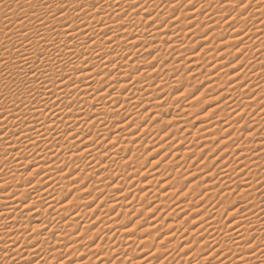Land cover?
Instances as JSON below:
<instances>
[{
    "label": "bare ground",
    "instance_id": "bare-ground-1",
    "mask_svg": "<svg viewBox=\"0 0 264 264\" xmlns=\"http://www.w3.org/2000/svg\"><path fill=\"white\" fill-rule=\"evenodd\" d=\"M54 1H56L55 4L53 3ZM160 1L161 0H88L89 3L87 2L88 4H84L86 6L81 7V3L83 2V0H0V94L3 92L2 91V84H5L6 87L8 86L9 89L11 88L10 93H12V90L14 91L13 94L7 93L8 94L7 97L2 98L0 96V264H5V263L7 264V262L10 263L13 261V259L14 260L17 259L18 263L23 262L21 264H24V262H25L28 264V262L32 261V260H30L31 258H34L39 253H42L40 251V248L43 249V247H45L44 244H46L47 241L53 237V234H55L56 231H57V236L54 235V237L56 236L55 238L58 237L60 239V237L63 235V239H65L63 242H67L70 244L77 242L76 237H74V236L68 237V235L69 234L72 235L73 234L72 232L76 229V227L80 226L81 220L84 221V219L87 215V211H88L87 208H90L89 205H91V202L93 203L94 198H95V194H97L96 191H93L94 196L92 195L93 197L91 199H89L87 201L84 200L85 202L84 201L83 202L78 201V197H80L79 195L80 194L82 195V193L85 192L84 186H83L84 185L83 183L86 181L85 178H88L89 176L92 180L90 182L88 181L89 183L87 184L88 185L87 190H89V188H91V185L99 187L97 189H101L100 191H98V193L100 192V194H97V195H99L100 199H98V197H97L98 200L94 203L95 204L94 207L96 209H98L97 207L101 206L102 204L104 205V207L106 206L110 210L113 207L118 206V205H121V208H122V205H129V207H130V203L126 201V199L129 196H127V192H125V190L123 191V193H120L119 191L114 193L115 197L113 199H110L112 201H110L111 204H109V207L107 206L109 201H106V199L108 200V197H109L108 194L111 191L110 189L114 190V189L120 188L119 185H120L121 180L119 181L116 178L118 172L120 170H122L126 174L129 173V171L126 172L127 168H124V167H127L129 165L131 166L132 161L135 162L134 157H135V151L136 150L134 152L132 150L133 148L131 149L130 152L127 150L128 144L131 143V141L128 143L127 140H131V139L133 140L134 136L129 137L126 135L128 137L126 140L125 139L126 136H124V138H122L121 135H123V133H125L126 130H131L132 128L137 127V124H138L137 121L139 119L138 116L142 115V113L140 111H138V112H140L141 114L136 112V113H138L137 116H135L136 113L131 114L130 116H132V115H134V116H132V117L129 116L130 117V118L128 117L129 119L126 117L121 118V116L119 118H118V116H113V117H117L116 121L111 120V122H109V123H107V121L104 122L105 120L108 119L107 118L103 122H101L102 117H104L103 113H105V116H107L108 114H106V112H108V110H109L107 105H106L107 104L106 100H108L109 98L108 99L104 98L107 95V91H109V89L106 87L107 84L105 86L102 85V81H103V77H105V76L108 77V75H111V77L109 79H112V80L116 77H120V75L116 74L117 72L115 71V70H117L116 68L119 67L117 65H119L122 62L127 63V61L131 59L130 57L128 59H125L126 55L129 52L126 53V55H125V53L123 51L127 50V49L128 50L132 49L138 43L139 37H141L142 33L144 34V31L147 30V28H148V30L150 28V30H152L156 33H157V31L159 32V31H163L165 29L164 26H163V28L161 27V25H160L161 21L159 22L158 19H156L155 24L150 22L154 18L153 16H157V15H152L151 17L147 16L148 18L145 19L144 22L142 21L143 20L142 18H144V16L149 13V11H148L150 9L149 7H154V6L158 5V3ZM200 1H203L201 8L204 7L206 9L209 6V2H208L209 0L208 1L200 0ZM218 2L216 4H218ZM258 2H259V4L257 5L258 7L255 8L256 10H254V8L250 7L251 10L248 11L249 12L248 13L249 18L252 19L251 20V22H252L251 26L252 27H249V30H247V31L241 30V28H243V26H242L243 23H242L241 26L238 28V30H235L236 32H238L239 30L242 32L240 33V35H238L239 32L236 33L238 36H234L235 38H233L235 43L238 42L237 45H239V48H238V49H240L239 51L243 50V48L245 46L246 47L250 46L253 41L256 42L257 39H259L258 40L259 44H257L258 45L257 48L255 47L256 51H258L257 54H255L257 57H253V58L251 57L252 61H250L251 59H249L248 56H247L248 58H246L245 56L244 57L242 56V58L240 60H237L238 62L239 61L241 62V60L246 58V59H249L250 62H248V60H247L246 61L247 63L245 62V65L243 64L244 66L242 67V69H243L242 71L239 70V72H233V74L230 76V79H234V81L233 82L231 81L232 84L227 87V89L225 90L224 93L228 94V92H231V90H230L231 88H233V89L237 88V90H235V91L236 92L238 91L237 95L239 96L238 97L239 102H237V99L235 97L237 103H235V105H233V103H231V101L229 99L230 104H228V105L229 106L231 105V108H232L229 115H231L232 117L230 119L228 118L227 120L225 118V120H224L225 122L222 121L221 124L219 123V125L222 126L224 132L225 131L227 132L235 126L234 123L233 124L231 123L232 119L239 118L244 113H246V114H248V119L246 116H244L242 122H241V120H239L240 118L237 119L242 123L240 125L248 124L250 127L253 128L251 130V132H249L250 133L249 135H253L256 133L261 138H264V120H261L264 118V116H263V118H260L262 115H264V105H260V103L264 102V83L262 82V81H264V65H262V64H264V56L261 53L262 51H260L264 47V27H262V26H264L263 25L264 16L262 17V15L264 14V0H258ZM66 6H69V8H66ZM61 7H63V9H64L63 13H61ZM111 9L113 10L114 20L117 17H118V20L121 19L119 22L113 23V21H112L113 19H110V21L108 22V19L105 20L106 18L105 19L103 18V16H105V14L107 13V11H110ZM70 10H72V11H70ZM138 10H140V11H138ZM137 11L141 14L137 15ZM207 11H208V9H207ZM85 13H87V15H85ZM125 13H126V15H125ZM143 14H144V16H142ZM219 15H221V14H219ZM5 16H6V18H4ZM54 16H55V18H53ZM124 18L126 19V21H131L130 23L128 22V26H127V24L125 26V23H124L125 19ZM256 18L260 19L259 23H256L257 20H254ZM8 20H10V22ZM41 21H43V23H41ZM67 21H71V25L68 29L69 32H71L72 28H77L76 32H71V36L65 35V29H64L63 25ZM163 21L161 23H163ZM146 22H148V23H146ZM149 22H150V24H149ZM181 22H183V21H181ZM244 22H245V20H244ZM7 24H9V26L11 24L12 25V26H10L11 28H9ZM180 24H182V23H180ZM122 25H123V27H122ZM239 25H240V23H239ZM169 27L170 26H168L167 29ZM110 28H111V31L109 30ZM166 31H163V33ZM105 32L108 33L107 36L104 35ZM156 33H155V35H156ZM181 34H182V32H181ZM147 35L148 34H146V36ZM150 35H153V33ZM123 39H127V40H125L126 41L125 44H122ZM141 39H144V38H141ZM233 40H231V41H233ZM241 40H243V43H241ZM190 41H191V39H190ZM225 41H228V40L226 39ZM105 43H107L106 46H108L111 49H114V51H116L117 53H118V51L123 50L121 52L122 54L119 56H117L118 55L117 53H116L117 55L116 54H114V55L104 54L103 51L105 52V50L102 51V49L103 48L105 49V47H103L102 44L105 45ZM146 43H148V42H146ZM221 43L223 44V42H220L219 44H221ZM140 45L142 47V44H140ZM151 47H153V46H151ZM142 48L144 49V45ZM41 54H43V59L38 60L37 57L40 56ZM85 54H86V56L88 55L91 58L93 64L95 62V64L99 63V65H102L103 67H105V69L103 71H101V73H103V74L97 75L100 72H98V70H97L98 68L93 69V64H92V69H91V67H90L91 66V60L89 58L88 59L90 60V62L85 60V58H86L84 56ZM113 61H114V63H113ZM133 62H135V61H133ZM133 62H132V65H130L131 66L130 68H134V64H137L136 62L135 63H133ZM241 63H243V62H241ZM94 67H96V66H94ZM122 67H124V66H122ZM119 68H121V66ZM21 69H23V70L21 71ZM35 69H37V70H35ZM81 69L83 71H81ZM126 69H128V68H126ZM33 70L36 71V76H33L31 74ZM146 70L147 69H145V73H146ZM122 71L124 72V70H122ZM44 72H47L48 74L43 75L42 73H44ZM58 72L60 73L59 75H58ZM243 72H245V74H243ZM247 74H249L252 77V80L251 81L249 80V82H248V80H247V82L244 81L245 78L246 79L248 78V76L245 77ZM65 75H70L71 77H73L75 79V85L74 86L68 87V85H72L71 79L64 80V83H60L61 77L65 76ZM219 75L221 76L220 72H218V73L215 72L214 75H212L211 77H215V76L218 77ZM11 76H12V79L10 78ZM89 76L91 78H89ZM37 77H39V79H37ZM132 77L133 78H131V80L128 81L127 83L123 82L125 84L120 83V80H117V78H116L115 82H111L112 86L118 87V89L125 87L128 91V92H126V94L128 93L127 98H124L119 104H117V106H116L117 108H115V106H114L115 110L120 109V110L124 111V109H126L125 110V112H126L128 109V111H131L130 110L131 105L134 107L133 104H135L137 102L139 97L142 96L145 93V91H147V92L148 91H150V92L154 91L151 88L152 85L149 86L150 82L149 83L147 82L148 84H146L145 82H144L145 84L144 83L141 84L142 81L137 82V81H140L141 78L139 80L138 79L136 80L135 78L138 76L133 75ZM125 79L127 80V78H125ZM256 79H258L257 82H260V84L256 82ZM253 82H254V85L251 87L250 84ZM25 83L27 84V86H24ZM138 83H140V84H138ZM76 85H78L79 91L82 92L81 95L77 91ZM108 85H110V84H108ZM239 85H241V86H239ZM115 87H114V89H115ZM250 87L253 89H256L257 91L250 89ZM4 89H5V87H4ZM233 89H232V91H233ZM29 91H31V93H32L31 95H29ZM75 91H77L80 96L79 95L77 96L76 95L77 92H75ZM114 92H116V91H114ZM117 92H118V90H117ZM235 93L231 92L232 96ZM147 94L144 97L147 98ZM230 96H227V97L229 98ZM140 98H142V97H140ZM156 99H158V98H156ZM59 101H63V102L61 103ZM70 101H71V108L68 107V104ZM159 101H162L161 98L159 99ZM223 101H224V99H223ZM223 101L221 102L222 104H220L221 106L222 105L224 106L225 105L224 103H226V101L224 103H223ZM93 102H95V104H96L95 107H93V105H92ZM152 102H155V101H152ZM233 102H234V100H233ZM187 103H189L188 105L190 107V106H192L193 102L191 100L189 102L187 101ZM137 104H138V102H137ZM22 105H24V106H22ZM138 105H140V104H138ZM156 105H158V104H156ZM237 106H239L240 108L242 107V108L239 109V108H237ZM123 107H125V108L123 109ZM133 107H131V109ZM139 107H143V106L140 105ZM154 107H156V106H154ZM112 109H113V107H112ZM156 109H157V107H156ZM160 109H161V107H160ZM248 109L250 111H248ZM255 109H256V112L252 113V111ZM91 111L95 115L92 118H89L91 116L90 115ZM112 111L113 110H111V112ZM147 111H149V110H147ZM131 112H133V110ZM231 113H234V114H231ZM99 114H103L102 117L100 116L101 121L98 120ZM119 114H121V112ZM119 114H117V115H119ZM87 116H89V117H87ZM134 118L137 120L134 121L133 120ZM174 119H175V117H174ZM179 119H180V117H179ZM196 119L197 118H195V120ZM206 119L204 121H206ZM109 121H110V119H109ZM213 121L215 122V120H213ZM239 121H237V123ZM211 122L212 121H209L208 124L210 125L213 123V122L212 123ZM205 123L207 124V122H205ZM205 123L202 122V124H204L205 126L208 127V124L206 125ZM202 124L197 125L196 129L198 127H202L203 126ZM184 125H186V124H184ZM214 125H216L215 127L219 128V126H217L218 125L217 122L214 123ZM240 125H237V127L239 128ZM257 125L261 129V131L259 133H257V129L259 130V128H257L258 127ZM113 126L117 127V129H119V131H117L113 134H109L108 131ZM205 126H203V127H205ZM142 128H140L139 130H141ZM208 128L211 129V127H208ZM222 128H219L218 130H220ZM90 129H92V130H90ZM210 129H209V131H211ZM238 130L233 131L231 133V137L236 139V141L233 144L234 146H230V144H229L230 147L224 146L226 148H224V150L222 152H220L221 154L220 153L219 154L222 155V154L228 152L229 154L227 153L228 154L227 159H229L230 155L234 156L235 158H233V159H237L236 163H238L240 165H241V163L250 164L252 166V170L256 171L258 168H261V166H264V155H262V154H264V145L261 142L260 143H253V145H261L262 146L261 148L259 147V152L253 154V156H255L256 159L253 161L250 159L251 162L248 161L247 159L244 160V158L242 160L241 155L247 151H244V149H243V151L242 150L240 151V149H242L246 145L247 146L252 145L253 141L252 142L250 141L251 142L250 144L249 143L246 144V141L243 142V140L238 141L237 139L240 138L239 135L241 133H243L240 131H239L240 133H238ZM123 131H125V132H123ZM142 131H143V129L141 130V132ZM121 132H122V134H121ZM127 132H129V131H127ZM155 132H157V131H155ZM206 132H207V130L202 131V133L204 135L207 134L208 136L210 133H212V131L210 133L208 132L209 134ZM126 134H129V133H126ZM178 135H180V134H178ZM192 135H194V134H192ZM202 135H200V136H202ZM242 135L247 136V134H245V133ZM242 135H240V136H242ZM136 136L137 135H135V137ZM74 137H75V139H74ZM229 137H228V140H229ZM120 138L126 140V142L124 144L122 143V145H121V143L118 144V142L122 141ZM206 138H207V136H206ZM169 139H171V138H169ZM105 140H107V141H105ZM150 140H152V139H150ZM147 142H148L147 144L150 143V141H147ZM227 142H229V141L223 139L222 141H220L219 146L224 145ZM109 144H112V146H110L108 148ZM115 144H117V146H115ZM140 144H141V142H140ZM140 144H139V146H140ZM158 146H160V145H158ZM198 146H199V144L195 143V147L193 146L194 147L193 149L192 148H191V150L187 149V151L189 153L194 152V151L196 152L197 150H195V149L198 148ZM144 148H145V146H144ZM160 148H163V146L161 145ZM155 149H154V151H155ZM246 149H248V148H246ZM27 150L30 152L35 151L34 153H36V154H34L35 155L34 157L31 156L32 158L29 159L30 158L29 157L28 159L30 160L29 162L33 161L34 163H37V165L34 167V169H31V170H32V175L34 173H39V175H38L39 178L34 180V181H31V183L25 182V183H22L21 185H17L18 183L16 181L21 180L22 178H21V175L19 172H15V168L22 165V164L25 165V163H26L25 161H27V163H29L28 160H26L27 158L26 159L22 158L23 160H25V161H23L21 159L22 156L20 155L21 154L20 151H22V153L25 151V153H26ZM183 150H186V149H183ZM235 150H238V152H234ZM156 151H157V149H156ZM256 151H258V150H255V152ZM249 152H250V150L248 151V153ZM180 153H181L180 157H182V158H184L186 155H188V154H186L187 152L182 151V150ZM235 153H237V154H235ZM247 155H245V156H247ZM81 157L85 158V160H84L85 163H83V164L81 162L82 161ZM68 158L70 161H75V163L79 160V158H81V161H80L81 164H79L80 166H82L81 169H83L85 167L87 169H86V172L84 171L86 174L82 175V177H80V178H82V180H80L79 176H78L77 181L73 180V181H75V182H73V185L69 184L70 182L68 183V185H70V187L68 186L67 191L64 193L63 190L66 187L65 186L62 187L63 184L60 187H56V185L60 181L62 182V180L65 182L66 180L69 181V179L71 178V177L70 178L68 177L69 174H66V175H68L67 178H69V179H65L66 178V176H64L65 174H62L59 172V171H62L61 167L63 166L62 165L60 167V164L64 163L65 159H66L65 162L67 163ZM103 158H105V159H103ZM53 161L56 163H57V161L58 162L60 161V163L58 165H59L61 170H59V167L58 168L56 167L57 164H55L56 165L55 167L54 166L52 167V164H54ZM40 162L41 163L44 162V164L39 165ZM130 162H131V164H130ZM27 163H26V165H27ZM66 163H64V165H66ZM110 163H113V165H114V163L118 164L117 166L114 165L118 169V171L115 169L117 172L115 171L113 174L110 172L111 171V168H110L111 164ZM124 163H126V164H124ZM223 163H225V162H223ZM76 164H78V163H76ZM76 164H75V168L79 167L78 165L76 166ZM139 164H140V162H139ZM38 165H39V167H38ZM71 165H72V163H71ZM123 165H124V167H123ZM135 165H138V164H135ZM229 165L226 166V168H224V170L222 169V173H220L221 174L220 176L222 177V179H225V181L231 177L230 171L232 170V172H233L235 170V169H233L235 167H231ZM250 165H249V169H250ZM244 166L245 165H243V167ZM68 167H70V166L68 165ZM68 167L66 170H64L66 173L70 169V168L68 169ZM243 167H240V169H242ZM245 167H247V166H245ZM113 169H114V167H113ZM249 169H247V170H249ZM130 170H132V169H130ZM81 171H83V170H81ZM70 172H71V170H70ZM68 173H69V171H68ZM78 173H80V172H78ZM209 173L211 174V172H209ZM29 174H31V172ZM126 174H125V176H126ZM248 174H250V172H248L246 174V176H243L244 179H241L239 181L242 185H244L246 187L242 191H249V190H252L254 188V186L249 185V181H246V178L248 179V177H247ZM122 176H124V175H122ZM125 176H124V178H125ZM220 176H218V177H220ZM72 177H73V175H72ZM75 177L76 176H74V178ZM162 177H161V179H162ZM74 178H72V179H74ZM152 178H153V176H152ZM6 179H8V180H6ZM41 179H43V180H41ZM116 179H117V182H115ZM3 180L5 182H3ZM52 181H53V183H52ZM218 181H220V180H218ZM129 183H130V181H129ZM255 183H253V184H255ZM163 184H165V182ZM220 184L222 186L224 184V182H222ZM116 185H118V187H116ZM57 186H59V185H57ZM161 186H164V185H161ZM260 186H262V185H260ZM257 187H255L254 190H257L258 189ZM263 188H264V185H263ZM97 189L95 188V190H97ZM104 189H107V191L105 194H102L101 192ZM225 189H227V188H225ZM241 189H240V191H241ZM173 190H175V189H173ZM253 191H250V192H253ZM170 192H171V190H170ZM145 193H147V192L144 191V194ZM254 193H255V191H254ZM172 194L175 195L176 193H172ZM250 194H252V193H250ZM153 196H155V195L152 194V197ZM245 197L247 198V196H245ZM250 198H252V201H255L256 200L255 198H257V197H255V195H252ZM66 199H68V200L66 201ZM150 199H152V198L150 197ZM41 200H43L44 202H40ZM160 201H161V199H160ZM249 201L252 202L251 200H249ZM104 202H106V203L104 204ZM159 202H157V205L159 204ZM243 202H245V201H243ZM220 203H221V206L222 205L223 206H222V208L221 207L218 208V210L216 209L217 211L215 214V217L218 219V221H219L218 217L221 216V214L223 212H227V211H229L230 208L232 209V207H233V203L230 202L231 203L230 204L228 201L226 202L227 204H224L222 201ZM154 205L157 208L156 203ZM154 205H152V206H154ZM180 205H182V204H179V206ZM254 205H255V203H254ZM183 206L184 205H182V207H179V211L181 208H184ZM118 207H120V206H118ZM131 207H132V205H131ZM143 207H141V208L143 209ZM93 208H90V209L92 210ZM108 209H107V211H108ZM101 210L102 209H100V211ZM119 210L121 211V209H119ZM48 211H51V212L45 218L41 216L42 213H44V212L47 213ZM138 211H139V209L138 210L136 209L135 212H138ZM144 212H145V210H144ZM117 213H119V212H117ZM177 213H178V211H177ZM252 213H254V212H252ZM209 214L212 215V216L209 215L211 217V219H209L208 221L206 220L207 221L206 222L207 223L206 229L209 233H208V236L200 242L201 245L197 244L196 248H193V245L198 242L197 237H195L192 239V243L190 245L184 246L182 248V250L184 252L186 250L189 251V252H187L188 256H190V254L192 253L193 257H195V259L197 258L196 260L194 259L196 261L194 264H205V263H207L205 261H208L209 257L214 256L215 252H217V251H219L221 253V255L219 257L214 258V260L211 261L212 264H221V262H222V264H246V261H247V264H264V208L263 209L260 208V210H258L257 214L254 213L253 215H251L250 212H247V213L241 215L240 216L241 218L239 217V219H237L238 217L237 218L235 217L234 220L232 219L234 212L227 213V217H230V218L232 217V218L228 221H226V219H224L226 222H221V223L215 221V217L213 214H211V213H209ZM257 215H259V216H257ZM199 219H201V218L198 217V220ZM113 220H115V218ZM139 220L140 219H138V221ZM52 221H54L53 222L54 225H51ZM229 221H232V223L229 224L228 223ZM58 223H61V224L58 225ZM160 223H162V222H160ZM112 224L113 223H111L110 226H108L106 229H104V231H106L108 229L107 232H109L110 231L109 228H115V226ZM154 224H156V226H157V223H154ZM115 225H117V223H115ZM202 225L204 226L205 224L202 223ZM84 226H86V227L84 228ZM203 226H201V227H203ZM90 227L91 226L89 224H86V223L82 225V229H84L83 231H85V229H86V231H88V228L90 229ZM117 227H120V226H117ZM201 227L200 226L196 227V229H198V228L201 229ZM97 228H99V227H97ZM80 229H81V227H80ZM151 229H152V227H151ZM196 229L194 231H196ZM40 230H43L42 235H44V236L43 237L41 235H39V236L35 235L34 236V234ZM126 230L127 229H125V230L124 229L119 230V228H118V230L115 229L113 232L111 231L112 233L110 232L111 234H108L109 235L108 238L113 237L112 235L116 231H119V232L125 234ZM183 231H184V229H183ZM91 232H90V234H91ZM97 232H98V229H97ZM252 232L256 233L257 238L255 237V240L252 241V245H248L245 242L249 239H252V237H251ZM178 234H180V233H178ZM202 234L203 233H200L198 235H202ZM78 235L80 236V233ZM106 235H107V233H106ZM179 236H183V235L180 234ZM85 237L86 236L84 235V238ZM90 238H91V236H90ZM151 238H153V236L150 237V239ZM188 238H189V236H187V237L184 236L179 241H181V242H183L184 240L187 241ZM164 239H163V242L165 241ZM78 240L80 241V239H78ZM131 240H133V239H131ZM233 240L237 241V243H233ZM22 241H24L23 243H24V247L26 249L20 248L21 244L19 245V243L20 242L22 243ZM37 241H39L38 242L39 244L37 243ZM89 241H90V239H89ZM152 241H154V239H152ZM179 241H178V239L175 240V242L172 246L173 247L175 246L177 248L179 246ZM80 242H79V244H80ZM158 242L160 243V241H157L156 244ZM165 243H166V241H165ZM56 244L54 243V246ZM63 244H60L61 246L60 245L59 246L62 247ZM168 244L171 245L170 243H168ZM94 246H96V245H94ZM253 246H256V253L254 255L250 256L249 252H250L251 247H253ZM22 248H23V246H22ZM45 249H47V248L45 247ZM169 249H170V246H169ZM54 250H57V249H54ZM94 252H96V250ZM45 253H42V254H45ZM170 253L172 254V251ZM175 253H177V252H175ZM185 256H184V260H186V258H187V256L186 257ZM7 259H9L11 261H8ZM79 259L81 260V258H79ZM95 259H97V258H95ZM84 260H85V258H84ZM49 261H47V262L50 263ZM63 262L61 264H64ZM78 262H76L75 264H86L87 261L85 263H84V261L82 262V260H81V262H79V263ZM138 262H139V260H138ZM14 263L16 264V262H14ZM51 263H52V261H51ZM187 263L188 262H186V264ZM31 264H32V262H31Z\"/></svg>",
    "mask_w": 264,
    "mask_h": 264
},
{
    "label": "rangeland",
    "instance_id": "rangeland-1",
    "mask_svg": "<svg viewBox=\"0 0 264 264\" xmlns=\"http://www.w3.org/2000/svg\"><path fill=\"white\" fill-rule=\"evenodd\" d=\"M206 1H208V0H206ZM218 1L219 0H209L208 1L209 6L205 9L204 7L201 8L203 1H200V0H178V1L177 0H161L158 3V5L154 6L155 8L149 7L150 9L148 11L151 12L152 15H157V16H153V17L154 18L158 17L157 19L159 20V22L160 21L162 22L163 20L169 21V23H167V24H163L160 22V25L163 24V26L165 28L163 31L167 30L166 32L163 33V31H159V32L157 31V33H156L154 31L150 30V28H149V30L147 28V30H145L146 32L144 31V34L142 33L141 37H139L138 43L132 49H129V50L127 49L124 51L119 49L120 51H118V53L116 51H114V49H111L108 46H106L107 43H105V45L102 44V46L105 47V49L103 48L102 51L105 50V52L103 51V53L107 54V55H114L117 53L118 55L117 54L116 55L119 56L122 54L121 53L122 51L125 53V55H126V53L129 52L126 55L127 59L129 57L131 58L130 60H128L129 62L127 61V63H125V62L120 63L117 66H119V67L121 66V68L118 67L119 69L116 68L117 70H115L117 72L116 74L120 75V77H116L117 80H120V83H122V84L127 83L128 81L131 80V78H133L132 76L134 75V76H138L136 78L134 77L136 80L137 79L139 80L141 78L140 81H137V82L142 81L141 84L144 82L146 84H148L150 82L149 86L152 85L151 88L154 90L152 92L145 91L146 94L148 93L147 98L144 97V96H146V94L143 92L144 94L143 95L141 94L142 96H140L142 98L139 97V99L137 100L138 104H140L143 107H139L140 105H138L136 102L135 104H133L134 107L131 105V107H133L132 109L130 107V110L131 111L133 110V112L128 111V109H127L128 112L126 111L127 112L126 113L125 112L126 109H124L126 106L123 107L124 111L120 110V109L115 110L114 106H115V108H117L116 107L117 104H119L124 98H127V95H128V93L126 94V92H128L127 89L125 87L118 89V87L112 86L111 82H115L116 78L113 79L114 81L112 79H109L111 77V75H108V77H106V76L103 77V81H102V85L105 86L107 84L106 87L109 89V91H107V95L104 97L107 99L109 98L108 100H106L107 101L106 105H107L109 110H108V112H106V114H108L107 116H105V113L102 112L104 114L105 118L102 117L103 114H99L98 120H100L102 117V119H101L102 121L101 120L100 121L103 122L105 119L108 118L104 122L107 121V123H109V122H111V120L116 121L117 117H113V116H118V118L120 116H121V118H123V117L128 118L131 114H134L138 111H140L142 113V115L138 116L139 119L136 117L138 119V121H137V123H138L137 127L138 128L137 127H136L137 129L132 128L131 130H126V132L123 131L125 133H123V135H121L122 138H124V136H126V135L129 137L134 136L133 140L132 139L127 140V138H128L127 136L125 137V139L127 140L128 143L131 141V143H129V144L127 143L128 144L127 150L129 152L131 151L132 148H133L132 149L133 152L136 150L135 151V157H134V161L136 163L132 161V164L130 162L131 166L129 165L127 167H124V165H123L124 168H127L126 172L129 171V173L126 174L122 170H120L118 172L116 178L119 181L121 180L120 185H119L120 188H117L114 190L110 189L111 191L108 194L109 195L108 200L106 199V201H109L108 205H107L109 207V204H111L110 201H112L110 199H113L115 197L114 193H116L118 191L120 193H123V191L125 190V192H127V196H129L126 199V201L130 203V207H129V205H122V208H121V205H118L120 207L115 206L110 210L106 206L104 207V205L102 204L101 206L97 207L98 209H96L94 207V205H95L94 203L98 199H100L99 195H97V194H100V192L98 193V191H100L101 189H97L99 187L91 185V188H89V190H87L88 189L87 184L92 179L90 178V176L88 178H85L86 181L83 183L85 192L82 193V195L81 194L79 195L80 197H78V201L83 202L84 200L87 201V200L91 199L94 196L93 191H96L97 194H95V198H94L93 203L91 202V206H92L91 208H93V207L94 208L92 210L90 208H87L88 211H87V215L84 219L85 222L83 220H81L80 226L76 227V229L72 232L73 233L72 235H70V234L68 235V237L69 236L76 237L77 242H75L73 244L63 242L65 240V239H63V235L60 237L61 240L58 237L55 238L57 236V231H56V233H55L56 236L54 237V235H53V237L51 239H49L46 244H44V246L47 249H45V247H43V249L40 248V251L42 253H45V252L46 253L45 254L39 253L38 254L39 256L37 255L34 258H31L30 260H32L31 261L32 264H35V263L36 264H58V262L61 264L63 261H64L63 262L64 264H75L78 261L81 262V260H82V262L84 261V263L87 261L86 264H138V263L139 264H145V263L146 264H186V262H188L187 264H194L196 262L195 260L197 258L195 259V257H193V255L191 253L190 256H188V254H187L186 255L187 258H186V260H184V256H185L184 254L186 252H189V251L186 250L184 252L182 250V248L184 246L190 245L192 243V239L197 237L198 242L193 245V248H196L197 244L199 245L200 242L208 236L209 232L206 229L207 228L206 222L209 219H211L210 216H212L209 213L213 214L215 217V214H216V211L218 210V208H220V207L222 208V206H223V205L221 206V203H220L221 201L224 204H227L226 203L227 201L229 203L230 202L233 203L232 209L230 208L229 211H227V213L234 212L235 217L236 218L238 217L237 219H239V217L241 215H243L247 212H250L251 215H253L254 213L257 214L258 210H260V208L261 209L264 208V191H263L264 190V188H263V185H264V181H263L264 180V166H261V168H258L256 171H254V170H252V166L250 164L241 163V165H240V164L236 163L237 159H233V158H235L234 156L230 155L229 159H227V156L229 154L228 152L220 155L221 154L220 152H222L224 150V148L228 147L229 144H230V146H234L233 144L236 141V139H234L231 136L229 137V133H232L233 131H236L238 129H239L238 133L243 132L240 135H242L244 133L247 134V136L246 135H242V136L239 135L240 138L237 139L238 141H240V140L241 141L243 140V142L246 141V144H248V143L250 144L253 141L252 145H248V146L246 145L245 147L240 149V151L241 150L243 151V149H244V151H247L241 155L242 160H243V158H244V160L247 159L248 161H250V159L252 161L255 160L256 157L253 156V154L259 152V147L261 148L262 146L261 145H253V143H260L261 142L264 145V138H261L256 133L253 135H249L250 134L249 132H251V130L253 128L250 127L248 124L240 125V124H242L241 122H242L244 116H246L248 119V114H246V113H244L245 115L243 114L241 116V117H243L242 119H241V117H239L240 119L239 118L232 119L233 122L231 121V123L232 124L234 123V125L236 127L234 126L231 130H229L227 132L226 131L224 132L222 126L219 125V123L221 124L222 121L225 122L224 121L225 118L227 120L228 118L230 119L232 117L231 115H229V113L232 110L231 105L230 106L228 105V104H230L229 99H230L231 103H233V105H235V103L239 102V100H238L239 96L237 95L238 91L237 92L235 91V90H237V88H234V89L231 88L230 89L231 92H234V93L236 92L233 96H232L231 92H228V94L224 93L225 90L227 89V87L232 84L231 81L232 82L234 81V79H230V76L234 72L233 69L234 68H240V71H242L243 69H242V67H240L241 64L245 65V62L247 60H248V62L252 61L251 57L252 58L257 57L255 54H257V52H258V51H256V48L258 46L257 44H259V41H258L259 39H257L256 42L253 41L254 43L252 42L250 46H248V47L245 46L243 48V50L239 51L240 49L237 48L238 42L235 43L233 38H235L234 36H238L236 33L242 32L240 30L238 32L235 31V30H238V28L241 26L242 23H243L242 24L243 28H241V30L247 31V30H249V27H252L251 26L252 25L251 24L252 19L249 18V15H248L249 12L248 11L251 10V8H254V10H256L255 8L258 7L257 5L259 4V2H258V0H251V6H250L251 8L249 7L248 10L246 12H244V10H242V8H239V7H237L235 11L232 10L233 5L238 4L240 2V0H220L219 2ZM87 2H88V0H85V1L83 0V2L81 3V7L86 6L84 4H88L90 1L88 3ZM217 2H218V4H216ZM247 2H248V0H245V3H247ZM53 3L55 4L56 1H54ZM66 8H69V6H66ZM207 9H208V11H207ZM70 11H72V10H70ZM138 11H140V10H138ZM241 11L244 12V16L247 17L246 19L240 16ZM173 13H174V15H173ZM139 14H141V13H139ZM219 14H221V15H219ZM112 15H113V10L111 9L110 11H107V13L105 14V16H103V18L104 19L106 18L105 20L108 19V22L110 21V19H113L112 20L113 23H117L121 20V19L118 20V17L117 18L115 17L116 19L114 20V15L113 16ZM142 16H144V14ZM147 16L148 15L146 14L144 16V18L147 19L148 18ZM263 16H264V14L262 15V17ZM226 17H227V19H226ZM4 18H6V16ZM233 18H235V19H233ZM144 20L145 19H143L142 21L144 22ZM244 20H245V22H244ZM254 20H257L256 23H259V21H260L259 18L258 19L256 18ZM8 21L10 22V20H8ZM181 21H183V22H181ZM128 22L130 23L131 21H126V19L124 20L125 26H126V24L128 26ZM150 22H152V20ZM150 22H149V24H150ZM146 23H148V22H146ZM180 23H182V24H180ZM239 23H240V25H239ZM7 25L9 28H11L10 26H12L11 24H10V26H9V24H7ZM263 25H264V23H263ZM163 26H162V28H163ZM166 26L167 27L170 26V27L167 29ZM262 27H264V26H262ZM181 32H182V34H181ZM152 33H153V35H150ZM155 33H156V35H155ZM205 33H207L206 36H205ZM146 34H148L147 36L149 38L146 36ZM141 38H144V39H141ZM190 39H191V41H190ZM226 39L228 41H225ZM125 40H127V39H123L122 44L126 43ZM231 40H233V41H231ZM146 42H148V43H146ZM220 42H223V44L222 43L219 44ZM140 44H142V47L144 45V49L141 47ZM150 45L153 47H151ZM201 45H203V47H201ZM196 49H199V51H196ZM260 51H262L261 53L264 56V53H263L264 47ZM241 52H243L242 55H241ZM238 55L240 56V59L242 58V56L243 57L245 56L246 58L249 57V59H251V60L249 61V59L244 58L245 60L244 59L241 60V62H243V63H241L240 61L238 62L236 60V56H238ZM84 56L86 57L85 60L90 62L91 58L88 55L86 56V54ZM132 60L135 61L137 64L139 63L138 65L134 64V68H130L131 67L130 65H132V62H133ZM135 62H133V63H135ZM92 64H93V62L91 60V66H90L91 69H92ZM96 64L94 62L93 69L98 68L97 70H98V72H100L98 74L99 75L103 74V73H101V71H103L105 69V67H103L102 65H99V63H96ZM153 65H155V67H153ZM262 65H264V64H262ZM94 66H96V67H94ZM122 66H124V67H122ZM126 68H128V69H126ZM121 69L124 70V72ZM145 69H147L146 73H145ZM35 70H37V69H35ZM215 72H217V73L220 72L221 76L219 75L218 77H216V76L211 77L212 75H214ZM243 74H245V72H243ZM247 76L249 79L245 78L244 81L245 82H247V80H248V82H249V80L251 81L252 77L249 74H247L245 77H247ZM10 78L12 79V76ZM125 78H127V80ZM257 81H258V79H256V82ZM123 82H125V83H123ZM262 82L264 83V81H262ZM257 83L260 84V82H257ZM108 84H110V85H108ZM138 84H140V83H138ZM253 85H254V82L250 84L251 87ZM24 86H27V84L25 83ZM239 86H241V85H239ZM4 87H5V89H4ZM114 87L116 90H113ZM251 87H250V89H253ZM232 89H233V91H232ZM117 90H118V92H117ZM253 90L257 91L256 89H253ZM2 91L3 92L0 94V96L2 98L7 97V95H8L7 93L13 94V92H14L12 90V93H10L11 88L9 89V87L8 86L6 87L5 84H2ZM114 91H116V92H114ZM75 92H77V91H75ZM78 92L81 95L82 92H80V91H78ZM78 92L76 94L77 96L79 95ZM109 93H110V95H109ZM227 96H230V97L228 98ZM235 97L237 99V102H236ZM156 98H158V99H156ZM160 98L162 101H159ZM223 99H224V101H223ZM191 100L193 103H192V106L189 107V105H188L189 103H187V101L189 102ZM233 100H234V102H233ZM152 101H155V102H152ZM222 101H223V103L226 101V103H224L225 104L224 106L220 105V104H222L221 103ZM156 104H158V105H156ZM92 105L95 106L96 105L95 102H93ZM260 105H264V102L260 103ZM22 106H24V105H22ZM154 106H156L157 109ZM112 107H113V109H112ZM160 107L162 110L160 109ZM237 108L241 109L242 107L240 108L239 106H237ZM111 110H113V111L111 112ZM147 110H149V111H147ZM248 111H250V110L248 109ZM118 112L119 113L121 112V114H119ZM140 112H138V113H140ZM254 112H256V109L252 111V113H254ZM138 113H136L135 116H137ZM117 114H119V115H117ZM231 114H234V113H231ZM90 115H89L90 117L89 116H87V117L92 118L95 114L92 113V111H91ZM132 116H134V115H132ZM132 116H130V117H132ZM263 116L264 115H262L260 118H263ZM174 117H175V119H174ZM179 117H180V119H179ZM195 118H197V119L195 120ZM109 119H110V121H109ZM137 119L134 118L133 120L136 121ZM205 119H206V121H204ZM237 119L241 120V122ZM213 120H215V122ZM261 120H264V118ZM209 121H212L213 123L211 122L212 124L209 125L208 124ZM237 121H239L240 123L239 122L237 123ZM202 122L203 123L207 122L208 127H211V129L208 128L207 126H205L204 124H202ZM216 122L218 124L217 126H219V128H222V129L218 130L219 128L215 127L216 125H214V123H216ZM184 124H186V125H184ZM201 124L205 127L202 126V127H198L196 129L197 125H201ZM236 124L240 125V127L238 128ZM140 128L143 129L142 132H141L142 129L139 130ZM257 128H259V130L257 129V133H259L261 131V129L259 126ZM209 129L212 131V133H210L211 131H209ZM90 130H92V129H90ZM201 130L202 131L207 130L206 133L209 132L210 133V134L208 133L209 136L207 134L204 135ZM117 131H119V129H117V127L113 126L111 129H109L108 133L113 134ZM127 131H129V132H127ZM155 131H157V132H155ZM126 133H129L130 135L126 134ZM121 134H122V132H121ZM178 134H180V135H178ZM192 134H194V135H192ZM135 135H137V136L135 137ZM200 135H202V136H200ZM206 136H207V138H206ZM228 137H229V140H228ZM169 138H171V139H169ZM125 139H121L123 142L122 141L118 142V144L119 143H121V145H122V143L124 144L126 142ZM150 139H152V140H150ZM223 139L227 140L229 142H227L224 145L219 146L220 141H222ZM105 141H107V140H105ZM147 141H150V143L147 144L148 143ZM140 142H141V144H140ZM195 143L199 144L198 148L195 149V150H197L196 151L197 153L195 151L189 153L187 151V149L188 150H191V148L193 149L195 147ZM139 144H140V146H139ZM158 145H160V146L162 145L163 148H160V146H158ZM110 146H112V144H109L108 148ZM115 146H117V144H115ZM144 146H145V148H144ZM224 146H226V147H224ZM155 148L157 149V151ZM246 148H248V149H246ZM154 149L156 152L154 151ZM183 149H186V150H183ZM181 150L187 152L186 154H188V155L185 156L186 158L184 156H183L184 158L180 157L181 156V153H180ZM249 150H250V152L248 153ZM255 150H258V151L255 152ZM27 151H26V153H25V151L23 153H22V151H20L21 152L20 155L22 156L21 159L27 158L26 160H28V162H29L30 161L29 159L32 158L31 156L34 157L35 156L34 154H36V153H34L35 151H31V152L30 151L27 152ZM234 152H238V150H235ZM235 154H237V153H235ZM245 155H247V156H245ZM262 155H264V154H262ZM154 157H155V159H154ZM81 158H79V160L76 162L78 164H76L75 161H70L69 158L67 159V163L65 162L66 159L64 160V163H66V165H64V163L60 164V167L62 165L63 166L61 167L62 171H59V172L62 174H65L64 175V176H66L65 179H69L71 177L69 179V181L66 180L64 182L62 180V182L60 181L57 184L59 186L56 185V187H60L63 184L62 187H64V186L66 187L65 189L63 188L64 193L67 191L68 186L70 187V185H68L69 182H70L69 184L73 185V182L77 181L78 176H79V179L82 180V178H80V177H82V175L86 174L85 172H86L87 168L85 167V168L81 169L82 166L79 165V164H81V162H82V164L85 163V161H84L85 158L83 157L82 161H81ZM103 159H105V158H103ZM23 161H25V160H23ZM25 162L27 163V161H25ZM139 162H140V164H139ZM223 162H225V163H223ZM26 163H25V165L22 164V165L15 168V172H19L21 175V178H22V179L20 178L21 180L16 181L18 183V184L16 183L17 185H21L22 183L29 182V181H34V180L39 178L38 175H36L37 173H34L32 175V170H31V169H34V167L37 165V163H34L33 161L27 163V165H26ZM59 163H60V161L59 162L57 161V163L54 162V164H52V167L53 166L55 167L56 166L55 164H57L56 167L58 168ZM71 163H72V165H71ZM41 164H44V162H42V163L40 162L39 165H41ZM75 164H76V166L78 165L79 167L75 168ZM110 164H111L110 165V168H111L110 172L112 174L116 170L118 171L117 167L114 166V165L117 166L118 164H116V163H114V165H113V163H110ZM124 164H126V163H124ZM135 164H138L139 166L135 165ZM242 164L247 166V167H245V166L243 167ZM39 165H38V167H39ZM68 165L70 167H68ZM228 165L231 167H235V168H233L235 170L233 172H232V170L230 171L231 177L225 181V179H222V177L220 176L221 175L220 173H222V169L224 170V168H226V166H228ZM249 165H250V169H249ZM60 167H59V170H61ZM67 167H68V169L70 168L68 170L69 173H68V171H67V173L64 171L67 169ZM113 167H114V169H113ZM240 167H243V168L240 169ZM80 169L83 171H81ZM130 169H132V170H130ZM247 169H249V170H247ZM70 170H71V172H70ZM28 172L29 173L31 172V174H29ZM78 172H80V173H78ZM209 172H211V174ZM248 172H250V174L247 175L249 180L246 178V181H249V185L254 186V188L258 186L257 188L259 190L257 188H256L257 190H254V188H253L252 190H249V191H242L246 187L244 185H242L239 181L241 179H244L243 176H246V174ZM66 174H69V176ZM125 174H126V176H125ZM72 175H73V177H72ZM122 175H124L125 178ZM67 176L69 178H67ZM74 176H76L75 177L76 179L74 178ZM152 176H153V178H152ZM218 176H220L221 178ZM161 177H162V179H161ZM72 178H74V179H72ZM117 179L115 182H117ZM4 180H3V182H5ZM6 180H8V179H6ZM41 180H43V179H41ZM73 180H75V181H73ZM218 180H220V181H218ZM129 181H130V183H129ZM164 182H165V184H163ZM222 182H224V184L221 186L220 183H222ZM52 183H53V181H52ZM253 183H255V184H253ZM161 185H164V186H161ZM260 185H262V186H260ZM116 187H118V185H116ZM95 188L97 190H95ZM225 188H227V189H225ZM239 188L240 189L242 188L241 191ZM173 189H175V190H173ZM170 190H171V192H170ZM253 190L255 191V193ZM106 191H107V189H104V190H102L101 193L105 194ZM144 191L147 193L144 194ZM250 191H253V192H250ZM87 193L88 194L90 193V194L88 195ZM172 193H176V194L174 195ZM250 193H252V194H250ZM152 194L155 196L152 197ZM252 195H255V197H257V198H255L256 199L255 201H252V198H250ZM245 196H247V198ZM97 197H98V199H97ZM150 197L152 199H150ZM68 199H66V201ZM160 199H161V201H160ZM249 200H251L252 202H250ZM243 201H245V202H243ZM40 202H44V201L41 200ZM157 202H159L158 205H157ZM105 203L106 202H104V204ZM155 203L157 205V208L154 205ZM254 203H255V205H254ZM179 204L184 205L183 206L184 208H181L182 210L180 209V211H179V207H182V205L179 206ZM131 205H132V207H131ZM152 205H154V206H152ZM140 206L141 207L144 206L143 209ZM100 209H102V210L100 211ZM107 209H108V211H107ZM119 209H121V211ZM136 209L137 210L139 209V211L135 212ZM144 210H145V212H144ZM177 211H178V213H177ZM50 212L51 211H48L47 213L44 212L41 214V216L45 218L47 215H49ZM117 212H119V213H117ZM252 212H254V213H252ZM224 213L225 212H223L221 214V216L218 217L219 221L215 217V221L221 223V222H226L232 218V217L231 218L227 217V215H224ZM257 216H259V215H257ZM198 217L201 219L198 220ZM114 218L117 222L115 220H113ZM138 219H140L139 221L141 223L138 221ZM224 219H226V221ZM53 222L54 221H52L51 225H54ZM110 222L113 223L112 225H114L115 228H109L110 229L109 232H107L108 229L106 231H104V229H106L108 226L111 225ZM160 222H162V223H160ZM85 223L89 224L91 226L90 227L91 230L88 228V231H86V229H85V231H83L84 229H82V225ZM115 223H117V225H115ZM154 223H157V226ZM202 223L205 224L204 225L205 227L202 225ZM59 224H61V223H58V225ZM117 226H120V227H117ZM199 226L200 227L203 226L205 229L203 227H201V229L198 228L199 230L196 229V227H199ZM80 227H81V229H80ZM85 227L86 226H84V228ZM97 227H99V228H97ZM151 227H152V229H151ZM118 228H119V230L120 229H122V230L127 229L126 232L130 228L131 229L127 232L128 234L126 232L124 234V233H121L119 231H116L112 235L113 237L108 238V236H109L108 234H111L115 229L118 230ZM97 229H98V232H97ZM183 229H184V231H183ZM195 229H196V231H194ZM89 231L90 232L92 231L91 234ZM38 232H43V230H40ZM77 233L78 234L80 233L81 237ZM106 233H107V235H106ZM178 233L182 234L183 236H179L180 234H178ZM200 233H203V234L198 235ZM35 235H37V232L34 234V236ZM84 235L87 238L86 237L84 238ZM41 236L43 237L44 235H41ZM90 236H91V238H90ZM149 236L150 237L153 236V238L150 239ZM184 236H186V237L189 236L188 240L187 241L184 240L185 242L179 241ZM97 237H99V239H97ZM251 237H256V233L252 232ZM78 239H80L81 242ZM89 239H90V241H89ZM131 239H133L134 241ZM152 239H154V241H152ZM163 239L166 241V243H165V241L163 242ZM177 239L179 241V246L181 247V245H183V247L180 248L178 246L176 248L175 246L174 247L172 246L174 244L175 240H177ZM94 240H95V243H93ZM254 240H252V241H254ZM157 241H160V243L158 242L156 244ZM23 242L24 241H22V243L21 242L19 243V245L21 244L20 248L26 249L24 247ZM79 242H80V244H79ZM54 243L55 244L57 243L56 244L57 246L56 245L54 246ZM168 243H170L171 245H169ZM60 244H63L62 247H60L61 246ZM94 245H96V246H94ZM22 246H23V248H22ZM169 246H170L171 250L169 249ZM54 249H57V250H54ZM95 250H96V252H94ZM171 251H172V254L170 253ZM175 252H177V253H175ZM142 257L143 258L145 257V258L143 259ZM79 258H81V260ZM84 258H85V260H84ZM95 258H97V259H95ZM7 260L11 261L9 259H7ZM138 260H139V262H138ZM209 260L213 261L214 256L209 257L208 261ZM13 261L16 262V264L23 263V262L18 263L17 259H15V260L13 259ZM13 261L10 263L7 262V264H15ZM47 261H49L50 263H48ZM51 261H52V263H51ZM208 261H205V262L208 263ZM31 262H28V264H31ZM207 263H205V264H207ZM24 264H27V263L24 262Z\"/></svg>",
    "mask_w": 264,
    "mask_h": 264
},
{
    "label": "snow or ice",
    "instance_id": "snow-or-ice-1",
    "mask_svg": "<svg viewBox=\"0 0 264 264\" xmlns=\"http://www.w3.org/2000/svg\"><path fill=\"white\" fill-rule=\"evenodd\" d=\"M250 6H251V0H248L247 3H245V0H240V2H239L238 4L233 5L232 10L235 11L236 8L239 7V8H242V9L244 10V12H246ZM177 10H178V9H177ZM63 11H64V9H63V7H61V13H63ZM244 12H241V13H240V16L246 19V17H244ZM85 15H87V13H85ZM125 15H126V13H125ZM137 15H139V12H137ZM147 15H148V17H151V16H152V13L149 12ZM173 15H174V13H173ZM53 18H55V16H54ZM157 18H158V17H157ZM157 18H153V19H152V23H153V24L156 23V19H157ZM142 19H146V18H142ZM226 19H227V17H226ZM233 19H235V18H233ZM41 23H43V21H41ZM167 23H169L168 20L163 21V24H167ZM163 24L161 25V27L163 26ZM70 25H71V21H67V22L63 25V26H64V29H65V35H69V36H71V32H76V31H77V28H72V29H71V32H69L68 29H69ZM122 27H123V25H122ZM54 30H55V29H54ZM109 30L111 31V28H110ZM104 35L107 36L108 33L105 32ZM206 35H207V33H205V36H206ZM238 35H240V33H238ZM241 43H243V40H241ZM201 47H203V45H201ZM237 48H239V45H237ZM196 51H199V49H196ZM242 54H243V52H241V55H242ZM37 59H38V60H42V59H43V54H41L40 56H38ZM125 59H127V57H125ZM239 59H240V56H239V55L236 56V60H239ZM113 63H114V61H113ZM153 67H155V65H153ZM240 67H243V65L241 64ZM22 70H23V69H21V71H22ZM239 70H240V68H234V69H233L234 72H239ZM81 71H83V70L81 69ZM89 71H90V70H89ZM31 74H32L33 76H36V71L33 70ZM42 74H43V75H47L48 73H47V72H44V73H42ZM59 74H60V73L58 72V75H59ZM98 75H99V74H98ZM89 78H91V77L89 76ZM37 79H39V77H37ZM68 79H71V80H72V85H68V87H72V86H74V85H75V79H74L73 77H71L70 75L62 76L61 79H60V83H64V80H68ZM42 86H43V85H42ZM76 88H77V91H79V87H78V85H76ZM113 90H115V89H113ZM31 94H32L31 91H29V95H31ZM109 95H110V93H109ZM59 102L62 103L63 101H59ZM68 107L71 108V101L69 102ZM93 107H95V106L93 105ZM242 118H243V117H241V119H242ZM77 135H78V134H77ZM229 136H231V133H229ZM74 139H75V137H74ZM154 159H155V157H154ZM36 175H39V173H37ZM29 183H31V181H29ZM89 194H90V193H89ZM89 207L91 208V205H89ZM224 215H227V212H225ZM234 219H235V216H233V220H234ZM228 223L231 224L232 221H229ZM45 230H46V229H45ZM234 230H235V229H234ZM42 234H43L42 232H37V235H38V236H39V235H42ZM53 235H55V234H53ZM97 239H99V237H97ZM254 239H255V237H252V239L247 240L245 243L248 244V245H252V240H254ZM38 242H39V241H37V243H38ZM93 243H95V240L93 241ZM233 243H237V241L233 240ZM33 247H34V246H33ZM181 247H183V245H181ZM255 253H256V246H253V247H251V249H250L249 255L251 256V255H254ZM187 254H188V253L186 252L185 255H187ZM220 255H221V253H220L219 251H217V252H215V254H214V258L219 257ZM58 264H59V262H58ZM208 264H212L211 260L208 261ZM221 264H222V262H221ZM246 264H247V261H246Z\"/></svg>",
    "mask_w": 264,
    "mask_h": 264
}]
</instances>
